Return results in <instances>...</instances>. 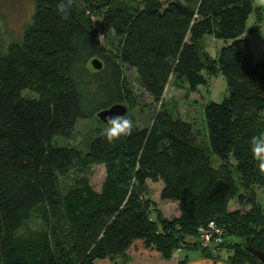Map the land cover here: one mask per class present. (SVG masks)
Returning <instances> with one entry per match:
<instances>
[{
    "label": "trees",
    "instance_id": "obj_1",
    "mask_svg": "<svg viewBox=\"0 0 264 264\" xmlns=\"http://www.w3.org/2000/svg\"><path fill=\"white\" fill-rule=\"evenodd\" d=\"M255 12L261 17L253 0H143L130 8L120 0H34L22 39L0 54V264L169 259L199 245L188 238L211 221L224 233L211 248L230 245L234 263L264 264L247 248L264 253V204L254 189L264 173L250 146L264 133V40L250 38L248 24ZM92 16L111 23L120 52L98 39ZM124 67L160 103L150 123L126 114L131 130L112 142L100 132L85 150L57 143L79 119H98L130 98ZM217 73L227 94L206 103L203 142L162 98L171 77L195 91ZM95 164L104 166L100 188L82 181L60 190L59 177ZM234 199L240 207L230 210ZM34 218L41 229L29 228Z\"/></svg>",
    "mask_w": 264,
    "mask_h": 264
},
{
    "label": "rangeland",
    "instance_id": "obj_2",
    "mask_svg": "<svg viewBox=\"0 0 264 264\" xmlns=\"http://www.w3.org/2000/svg\"><path fill=\"white\" fill-rule=\"evenodd\" d=\"M128 8L140 6L143 0H120ZM254 4L261 12V17L255 12L250 17L249 29L251 30L250 38L254 40H264V0H253ZM34 12V0H0V54L5 53L7 46L11 41L21 40L24 35L25 26L31 21ZM92 20L99 34L102 36V43L116 53L121 50V38L115 34L111 23L105 16H92ZM257 26V27H256ZM254 27H256L254 29ZM212 39L205 36L204 45L206 50L212 56H216V48L210 45ZM124 76L128 81L131 94L130 98L123 104L128 108L127 117H134L139 125L143 126L150 123L154 113L159 109L160 103H156L153 98L144 91L137 79L136 71L124 67ZM227 94V83L225 77L221 73H217L209 77L207 86L201 85L195 91L190 90L186 84L177 82L171 77L163 94L164 104L174 113L190 123H192L198 138L203 142H208V133L206 129L204 108L208 102L219 103ZM106 124H103L97 118L79 119L75 125L74 131L70 138L56 137L55 141L60 145L76 146L85 150L90 140L98 133L104 132ZM104 166L101 164L91 165L86 169H75L67 176L58 178V185L61 191H65L71 186L82 182L89 181L97 189L100 188L104 178ZM237 177V176H236ZM264 180V175H263ZM256 195L264 204V183L254 186ZM162 207V205H161ZM240 205L236 199L230 203V210L239 208ZM247 205L246 208H249ZM31 230H39L43 227L41 222L34 218L28 223ZM190 242H199V245L191 244L190 248H180L175 250L172 257L180 256L182 260L186 256L197 257L203 247L200 244V237H189ZM232 241L233 239H229ZM230 246V245H229ZM228 245L218 249L221 252L232 251ZM201 247V248H200ZM213 250L211 246L205 247Z\"/></svg>",
    "mask_w": 264,
    "mask_h": 264
},
{
    "label": "crops",
    "instance_id": "obj_3",
    "mask_svg": "<svg viewBox=\"0 0 264 264\" xmlns=\"http://www.w3.org/2000/svg\"><path fill=\"white\" fill-rule=\"evenodd\" d=\"M249 35H251L249 33ZM213 256H206L203 252H198L197 257L186 256L184 260L180 256L171 257L169 259L163 258H128L124 259L119 256L116 261L119 264H250V263H234L232 261L233 252H221L215 250L212 252ZM93 264H115L110 258H102L94 261Z\"/></svg>",
    "mask_w": 264,
    "mask_h": 264
},
{
    "label": "clouds",
    "instance_id": "obj_4",
    "mask_svg": "<svg viewBox=\"0 0 264 264\" xmlns=\"http://www.w3.org/2000/svg\"><path fill=\"white\" fill-rule=\"evenodd\" d=\"M63 4L58 6V11L63 12ZM107 126L104 128L105 138L112 142L115 138L121 135H126L130 132L132 121L123 115L109 116L106 118ZM251 151L253 158L257 161L258 168L261 173H264V133L254 136L251 139Z\"/></svg>",
    "mask_w": 264,
    "mask_h": 264
},
{
    "label": "water",
    "instance_id": "obj_5",
    "mask_svg": "<svg viewBox=\"0 0 264 264\" xmlns=\"http://www.w3.org/2000/svg\"><path fill=\"white\" fill-rule=\"evenodd\" d=\"M102 61L99 58H93L91 60V66L96 69L99 70L102 68ZM127 114V107L122 104H114L111 107L104 109L102 111H100L97 114V117L100 121H102L103 123L107 124L106 118L109 116H115V115H123L125 116ZM247 248L256 256L258 257L263 263H264V253L258 249V248H254L251 245H247Z\"/></svg>",
    "mask_w": 264,
    "mask_h": 264
},
{
    "label": "built area",
    "instance_id": "obj_6",
    "mask_svg": "<svg viewBox=\"0 0 264 264\" xmlns=\"http://www.w3.org/2000/svg\"><path fill=\"white\" fill-rule=\"evenodd\" d=\"M98 39L102 41L101 34L98 33ZM198 235L200 237V244L203 247H208L211 245H218L223 241V230L211 221L205 226L198 228Z\"/></svg>",
    "mask_w": 264,
    "mask_h": 264
}]
</instances>
